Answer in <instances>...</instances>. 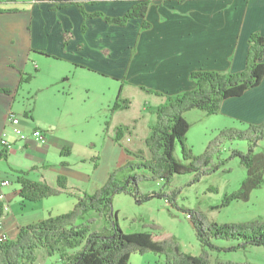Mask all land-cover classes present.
Listing matches in <instances>:
<instances>
[{"label": "crops", "instance_id": "1", "mask_svg": "<svg viewBox=\"0 0 264 264\" xmlns=\"http://www.w3.org/2000/svg\"><path fill=\"white\" fill-rule=\"evenodd\" d=\"M138 1L93 0L84 5L87 11L118 16ZM0 9L3 10L0 11V136L6 132L12 144L7 149L6 160L11 158L13 147L19 144V148L36 158L30 168L40 169V177L30 173L31 178L54 185L58 176L64 175L70 190L78 194L94 192L107 181L109 173L103 172L100 178L95 176L93 179L86 170H81L88 168L72 170L75 146L69 141L47 135L48 143L43 146L32 139H20L13 131L19 126L15 118L10 121V115H15L13 104L22 96V80L29 74L32 79L35 76L25 68L26 62L38 72L37 55L68 59L77 66L89 67L99 73L107 71V76L120 75L122 81L140 88L174 94L193 87L190 74L195 70H242L247 64L250 35L255 32L264 35V0H150L144 18L150 23L148 28H142L139 18L131 19L126 26L109 24L101 17L84 18L75 4L49 0L0 2ZM84 23L88 27L82 31ZM122 41L126 43L125 48L118 55L113 54V50L122 46ZM90 52L94 53L95 60L90 58ZM220 112L243 122L264 121V80L245 94L226 99ZM36 128L40 127L32 125L31 130L29 127L27 131L22 129L30 133ZM65 146L70 148L66 153L68 157L51 165L49 151L53 147L62 151ZM82 146L83 155L79 161L99 152L94 149V144L86 142ZM48 166L56 169L55 175ZM9 167L12 170L20 168ZM4 180L11 182L8 172L0 165V195H3L0 200L5 204L0 217V242L2 232L13 239L20 226L46 218L45 214H40L32 221L22 223L14 217L5 188L9 184H2Z\"/></svg>", "mask_w": 264, "mask_h": 264}, {"label": "rangeland", "instance_id": "2", "mask_svg": "<svg viewBox=\"0 0 264 264\" xmlns=\"http://www.w3.org/2000/svg\"><path fill=\"white\" fill-rule=\"evenodd\" d=\"M125 46L126 43L122 41V46L117 47L116 52L113 50V54L118 55ZM123 52H120L122 56ZM93 54L90 52V58L95 60ZM36 61L40 66L38 72L26 62L25 68L35 76L32 80L24 82L22 96L13 104L17 126L27 131L28 127L31 130L32 125H37L48 136L59 137L74 144V156L71 158L75 169L72 170H77L78 167L88 168L89 170H81H86L93 179L95 176L100 178L103 172L110 174V170L123 167L129 160L138 161L139 158H136L135 154L146 156L150 154L145 139L149 135L150 124L155 120L154 109L164 101V97L124 82L119 79L120 75L107 76L109 74L107 71L99 73L89 67L77 66L68 59L41 54L36 56ZM118 100L123 106L115 109ZM26 111L28 115H25ZM184 116L190 122L186 143L196 155L205 152L220 130L246 129L249 126V122H243L224 112L209 114L194 108L187 111ZM116 124L123 129L119 142L114 139ZM86 142L89 145L94 144V149L99 152L97 154L95 152L92 158L79 161L83 155L82 145ZM233 149L247 151V143L243 140L224 141L218 147L219 154L213 160L214 164L222 161L224 163L220 164L218 169L208 171L198 182H193L194 173L186 172L175 174L172 182L166 187L163 180L147 179L140 184V190L144 193L159 191L161 188L165 190L179 188L177 206L168 203L164 197L137 202L133 195L116 194L113 207L118 211L117 218L123 231L133 233L153 230L157 238L163 239L175 236L181 250L198 255L203 247L196 237L192 222L187 217V209L195 208L210 221L225 223H243L264 218V185L254 189L248 201L234 200L229 206L212 208L222 202L225 193L237 189L246 176L247 170L239 158H230ZM256 150H264V141L260 142ZM60 151L58 147H53L49 151L48 162L51 165L68 157L60 154ZM174 156L185 162L180 144H177ZM6 159H0V165L11 179L9 185L5 187L11 199L10 213L20 222L27 223L40 214L48 217L73 209L76 197L72 194L52 196L43 202H27L23 205L18 193L16 174L9 165L27 169L37 178L40 177L38 171L40 169L30 168L36 162V158L16 144L11 158ZM48 168L55 175L56 169L53 166ZM90 215L96 217L92 224L94 229H103L107 225L96 212ZM153 224H157L159 228L152 227ZM3 234L5 232L1 233V239ZM215 242L224 247L236 243L224 239H217ZM210 254L212 264H234L238 261L264 264V246L252 245L247 249L232 252L211 251ZM37 255L34 264H54L60 258L59 255H50L40 248ZM129 264H167V259L163 253L135 252L131 255Z\"/></svg>", "mask_w": 264, "mask_h": 264}, {"label": "trees", "instance_id": "3", "mask_svg": "<svg viewBox=\"0 0 264 264\" xmlns=\"http://www.w3.org/2000/svg\"><path fill=\"white\" fill-rule=\"evenodd\" d=\"M6 1L16 0H0L1 3ZM49 1L75 4L84 18L101 17L109 24L121 26H126L133 18H139L142 20V28L150 26L144 19L150 0H139L125 14L118 16H108L102 11H87L84 3H91L93 0ZM87 27L84 23L82 31ZM249 44L247 64L242 70L236 72L195 70L190 74L193 87L174 94L141 87L164 97V101L154 109L155 120L150 124V132L145 139L150 154L148 156L135 154L136 158H139L138 161L129 160L123 167L111 171L107 181L94 192L85 191L81 194L72 192L64 175H59L56 184L53 185L31 178L27 169H13L23 205L63 194H72L76 201L70 211L49 215L43 220L20 226L15 238L1 241L0 264H34L38 258L39 248L50 255H59V261L54 264H129L133 253L146 251L163 253L167 264H212L211 251L232 252L247 249L252 245L264 246V218L243 223H225L210 221L195 208L187 209V217L192 222L196 237L203 247L200 254L193 255L181 250L175 236L163 239L157 238L153 230L133 233L123 231L118 222V211L113 207L114 197L121 193L133 195L137 202L164 197L168 203L177 206L179 188L171 190L161 188L159 191L144 193L140 190V184L147 179L163 180L166 187L172 182L175 174L186 172L194 173L193 182H198L208 171H214L224 163L213 162L214 157L219 154L218 147L224 141L243 140L247 143V151L233 149L230 156L238 157L247 172L240 186L231 193H225L222 202L212 208L229 206L234 200L248 201L252 191L264 185V150H256L260 142L264 141V121L249 122L246 129L220 130L202 155H196L186 143L190 127V122L184 116L187 111L198 108L209 114H217L222 110V104L226 99L239 97L264 80V35L261 32L251 34ZM31 79L32 76L29 74L23 78L22 83ZM122 90L123 87L121 92ZM122 106L118 100L114 108ZM25 115H28L27 111ZM122 130L120 125L116 127L114 139L117 142L122 138ZM177 144L181 145L182 158L185 162L174 156ZM69 150L70 148L65 146L61 154L66 155ZM7 156V148H1L0 159ZM4 209L5 204L0 200V217ZM92 212H96L99 218L107 222L103 229L93 228L92 224L96 217L90 215ZM152 227L159 228L157 224H153ZM217 239L236 243L224 247L215 242ZM234 264L254 263L238 261Z\"/></svg>", "mask_w": 264, "mask_h": 264}, {"label": "built area", "instance_id": "4", "mask_svg": "<svg viewBox=\"0 0 264 264\" xmlns=\"http://www.w3.org/2000/svg\"><path fill=\"white\" fill-rule=\"evenodd\" d=\"M14 119L13 115H10V121H12ZM15 135H17L20 139H32L34 142H36L39 145H46L48 143V137H47V133L41 129V128H36L33 129L30 133L25 132L22 128L20 127H14L13 129ZM7 133L4 132L3 134H1L0 136V145L3 148H7L9 149L12 144L11 142L7 139ZM2 184L7 185L9 184V180H4L2 182ZM3 195H0V198H2ZM8 207L6 206V209ZM8 239V236L6 234L2 235V241Z\"/></svg>", "mask_w": 264, "mask_h": 264}]
</instances>
